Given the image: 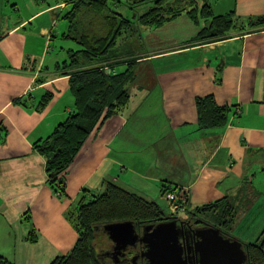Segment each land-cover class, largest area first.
<instances>
[{
    "label": "crops",
    "instance_id": "crops-1",
    "mask_svg": "<svg viewBox=\"0 0 264 264\" xmlns=\"http://www.w3.org/2000/svg\"><path fill=\"white\" fill-rule=\"evenodd\" d=\"M38 1L22 12L19 0H0V254L12 264H49L66 255L77 240L68 215L108 183L162 209V187L169 186L186 193L187 209L227 197L236 210L254 169L264 170V27L240 26L264 15V0H205L214 15L213 2L216 15L233 12L237 25L225 39L197 41L200 27L182 14L177 19L186 17L181 21L192 29L185 39L114 57L119 63L112 59L108 72L138 58L129 101L90 132L63 174L62 196L34 142L73 111L68 76L58 68L66 57L50 47L59 10L70 0ZM9 6L15 16L3 13ZM46 93L52 97L40 106ZM207 96L229 108L221 127L198 126L196 99Z\"/></svg>",
    "mask_w": 264,
    "mask_h": 264
},
{
    "label": "trees",
    "instance_id": "trees-1",
    "mask_svg": "<svg viewBox=\"0 0 264 264\" xmlns=\"http://www.w3.org/2000/svg\"><path fill=\"white\" fill-rule=\"evenodd\" d=\"M107 1L70 0L68 10L62 15L68 26L61 37L75 46L67 48L66 59L58 68L62 75L68 76L73 111L48 137L34 142L35 150L45 160L48 182L58 196L64 192L63 174L90 132L100 120L117 114L129 101L127 87L133 81L138 58L123 60L126 67L121 72L106 73V69L114 60L113 51L118 39L127 34L133 22L122 14L110 11L106 7ZM145 2L153 5L147 12L136 15L135 21L139 25L160 27L182 14L198 24L201 17L209 21L196 36V40L203 43L227 38L230 29L237 25L233 12L214 15L205 0L200 4L197 0H135L134 4L137 6ZM240 26L246 30L264 27V15L251 18ZM114 63L119 62L114 60ZM51 97L49 93L44 94L40 106L46 105ZM196 109L199 128L210 129L225 124L229 108L218 106L211 96H207L196 99ZM194 209L219 219L220 231L233 238L228 231L236 211L227 197L193 209L186 208V212L194 213ZM68 216L76 229L77 240L69 253L55 257L49 264H105L99 254L100 250H109L105 245L108 240L102 234L103 225L129 220L140 231L145 225L175 219L166 217L165 211L156 202L114 183H108L102 194L90 199L82 198ZM29 240L34 242L35 238L30 237ZM242 245L247 254L245 264H264V236L258 242ZM132 254L133 250H130L126 258ZM126 263L128 261L124 260L123 264ZM0 264L12 263L0 254Z\"/></svg>",
    "mask_w": 264,
    "mask_h": 264
},
{
    "label": "rangeland",
    "instance_id": "rangeland-1",
    "mask_svg": "<svg viewBox=\"0 0 264 264\" xmlns=\"http://www.w3.org/2000/svg\"><path fill=\"white\" fill-rule=\"evenodd\" d=\"M62 2L67 0H39L38 3L44 4L45 6L48 3H56ZM135 0H108L106 7L109 8L110 11H115L119 14L124 15L125 17L132 20V27L126 33L128 36L127 39H119L118 45L116 49L113 51V56L120 57L118 55L124 56L127 51H144L147 47L150 48H157L167 46L169 44L176 43L179 39L180 41L185 39L190 33V30L185 25L189 23H184L181 20H187L186 17H182V19H177V21L173 23H166L165 27L156 29L153 26H144L139 25L137 21H135L136 15H141L149 10V8L153 5L151 2L141 3L137 6L134 4ZM35 2V0H19V6L22 12H27V8H29L30 3ZM215 5V15L219 12L217 5ZM221 4V3H220ZM69 8L68 6L63 9L59 10V16L57 18V25L55 30L54 38L52 39L51 48L55 46L56 53H61V57H66V50L67 48H73L75 45L73 42L67 39H63L61 34L67 30V21L62 19V15L66 12ZM8 11L11 15L15 16L16 12H14L13 7L9 6L3 10L5 15H8ZM49 16V15H48ZM188 18V17H187ZM206 19L199 17L198 18V31L204 26H207L209 21H205ZM188 22V21H186ZM193 23V22H192ZM195 25V24H194ZM192 26V25H191ZM149 28V29H148ZM150 30V36L148 31ZM148 37H150V43L148 41ZM171 39V42H166L167 40ZM118 71H122L121 64H117ZM261 167V166H259ZM255 174L253 176V180L251 184H247V187L243 189L240 195L236 199V215L235 220L228 231L229 234L240 241L241 243H253L258 242L264 236V170L261 168L254 169ZM252 189L248 191L246 189ZM175 191V190H174ZM173 191V192H174ZM178 194L181 192H177ZM184 194V192H183ZM186 194V193H185ZM163 198V187H162V194ZM164 199V198H163ZM187 203V201H186ZM187 208V206H185ZM181 207L176 211L177 215H169L167 208H163L165 210L166 217H174L178 221H183L187 224H190L191 228L200 227L204 224L210 225L212 227H220L216 218L212 217V214L207 215L204 213H200L192 210L194 213L188 214L186 212V208ZM184 208V209H183ZM183 209V211H181ZM170 220V219H168ZM136 229V228H135ZM137 231V230H136ZM138 233L141 232L137 231ZM102 234L107 238L106 234L102 232ZM107 249H111L112 243L107 238ZM106 241V240H105ZM101 259L108 264L110 262L109 258L104 257L105 252L100 250L99 252ZM109 260V261H108Z\"/></svg>",
    "mask_w": 264,
    "mask_h": 264
},
{
    "label": "water",
    "instance_id": "water-1",
    "mask_svg": "<svg viewBox=\"0 0 264 264\" xmlns=\"http://www.w3.org/2000/svg\"><path fill=\"white\" fill-rule=\"evenodd\" d=\"M185 222L170 219L156 224L145 225L138 233L132 221L111 222L102 229L112 243L114 263L123 256L128 248L143 245L139 256L131 258V264H137L138 257L145 264H187L183 257L182 240L188 231ZM189 234L194 237L191 248L197 255L198 264H245L246 251L235 238L224 235L219 228L202 225L192 229Z\"/></svg>",
    "mask_w": 264,
    "mask_h": 264
},
{
    "label": "flooded vegetation",
    "instance_id": "flooded-vegetation-1",
    "mask_svg": "<svg viewBox=\"0 0 264 264\" xmlns=\"http://www.w3.org/2000/svg\"><path fill=\"white\" fill-rule=\"evenodd\" d=\"M184 228L186 231H188V234H186L182 240V244L184 246L183 257L187 261V264H198L197 263L198 257L196 255V253L194 252L193 248H191L195 239L193 236H191V234H189V232L193 228H191L190 224H185ZM130 250H133V254L130 255L128 258H126V255L129 253ZM141 250H143V245L140 246L139 244H137V246L135 248H128L124 252L123 256H119L117 258L118 262L114 263V257L112 256V253H111V251H112V247H111V249H109L108 251L105 252L104 257L109 258L110 263H108V264H123L124 260L128 261V263H126V264H131V258L135 255L139 256ZM136 262H137V264H145V261L140 257H138Z\"/></svg>",
    "mask_w": 264,
    "mask_h": 264
},
{
    "label": "built area",
    "instance_id": "built-area-1",
    "mask_svg": "<svg viewBox=\"0 0 264 264\" xmlns=\"http://www.w3.org/2000/svg\"><path fill=\"white\" fill-rule=\"evenodd\" d=\"M108 72V70H107ZM169 186H164L163 188V198L167 203V210L170 212L169 215H177L176 211L181 207L186 206V194L184 192L177 193ZM184 209V208H183ZM183 209L181 211H183Z\"/></svg>",
    "mask_w": 264,
    "mask_h": 264
}]
</instances>
